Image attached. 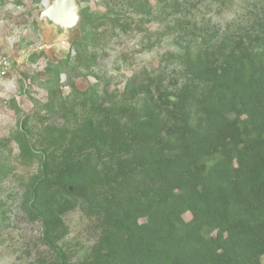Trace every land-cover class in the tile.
Wrapping results in <instances>:
<instances>
[{
    "label": "trees",
    "instance_id": "1",
    "mask_svg": "<svg viewBox=\"0 0 264 264\" xmlns=\"http://www.w3.org/2000/svg\"><path fill=\"white\" fill-rule=\"evenodd\" d=\"M251 6L244 24L197 29L198 47L172 56L169 90L129 79L123 105L84 118L57 156L21 133L40 161L26 210L57 264H69L58 242L77 203L99 230L78 264H263L264 0Z\"/></svg>",
    "mask_w": 264,
    "mask_h": 264
},
{
    "label": "rangeland",
    "instance_id": "2",
    "mask_svg": "<svg viewBox=\"0 0 264 264\" xmlns=\"http://www.w3.org/2000/svg\"><path fill=\"white\" fill-rule=\"evenodd\" d=\"M59 1L65 0H0V52L10 60L8 75L0 79V264H57L26 210L40 161L23 152L21 133L34 152L57 156L84 118L123 105L129 79L157 77L164 89L172 88L180 70L172 56L198 47L199 27L221 33L244 24L251 5L262 4L147 0L134 9L130 0H72L77 16L62 11L63 21L55 23L50 14ZM83 8L91 15L87 25L80 22ZM178 35L180 44L174 41ZM63 222L58 245L69 264H78L98 240L96 221L77 203Z\"/></svg>",
    "mask_w": 264,
    "mask_h": 264
},
{
    "label": "water",
    "instance_id": "3",
    "mask_svg": "<svg viewBox=\"0 0 264 264\" xmlns=\"http://www.w3.org/2000/svg\"><path fill=\"white\" fill-rule=\"evenodd\" d=\"M54 8H55V10H53V11L51 10L50 15L54 18L55 23H60L64 19V17L60 16L58 13H60L62 11H66L68 13H73L75 11V6H74L72 0L59 1L56 6L54 5ZM74 15H75V12H74ZM75 16H77V13ZM74 18L75 17L72 16L71 17L72 20H70V22L71 21L73 22Z\"/></svg>",
    "mask_w": 264,
    "mask_h": 264
},
{
    "label": "built area",
    "instance_id": "4",
    "mask_svg": "<svg viewBox=\"0 0 264 264\" xmlns=\"http://www.w3.org/2000/svg\"><path fill=\"white\" fill-rule=\"evenodd\" d=\"M10 70V60L8 56L0 52V79L8 75Z\"/></svg>",
    "mask_w": 264,
    "mask_h": 264
}]
</instances>
